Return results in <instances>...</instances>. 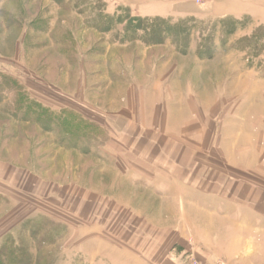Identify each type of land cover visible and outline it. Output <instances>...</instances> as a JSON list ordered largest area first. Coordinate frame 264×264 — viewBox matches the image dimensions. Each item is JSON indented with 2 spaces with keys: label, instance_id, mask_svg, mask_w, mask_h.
Here are the masks:
<instances>
[{
  "label": "rangeland",
  "instance_id": "obj_1",
  "mask_svg": "<svg viewBox=\"0 0 264 264\" xmlns=\"http://www.w3.org/2000/svg\"><path fill=\"white\" fill-rule=\"evenodd\" d=\"M86 54L87 76L79 63ZM100 66L105 84L121 86L112 97L136 79L150 105L189 109L201 117L227 112L234 121L245 116L264 134V0H0V113L13 126L42 129L39 134L23 128L13 141L29 136L32 146L75 148L79 160L81 154L99 157L97 146L105 137L100 127L56 96H67L79 78L92 84ZM69 159L62 155L51 169L60 188L50 186L38 199L8 200L0 210V264H122L117 260L126 250L157 264L146 244L104 247L95 231L90 242L98 244L87 246L84 219L78 231L68 213L55 216L61 222L51 220L46 209L72 206ZM34 209L37 215L24 214ZM184 250L182 264L191 255L208 264L193 239Z\"/></svg>",
  "mask_w": 264,
  "mask_h": 264
},
{
  "label": "crops",
  "instance_id": "obj_2",
  "mask_svg": "<svg viewBox=\"0 0 264 264\" xmlns=\"http://www.w3.org/2000/svg\"><path fill=\"white\" fill-rule=\"evenodd\" d=\"M88 56L79 60L85 76ZM105 79L100 74L90 84L87 77L79 78L67 96H56L69 100L70 110L86 123L100 127L105 137L97 146L99 157L83 153L79 160L75 148L57 150L44 142L32 146L29 136L13 141L14 132L23 128L39 134L42 129L28 123L13 126L11 117L0 113V210L8 200L38 199L46 188H60L51 169L56 159L69 156L65 169L72 206L48 208L46 213L53 221L68 213L75 228L84 219L87 246L98 244L90 241L92 233L100 231L101 246L146 244L155 263L182 264L186 240L191 238L208 264H264L261 128L245 116L234 121L227 112L201 117L189 109L150 105L136 79H128V88L112 97L121 86L105 84ZM94 90L97 97L90 96ZM110 103H117V108H110ZM12 144L25 149L14 151ZM129 252L124 251L118 263L146 264Z\"/></svg>",
  "mask_w": 264,
  "mask_h": 264
},
{
  "label": "built area",
  "instance_id": "obj_3",
  "mask_svg": "<svg viewBox=\"0 0 264 264\" xmlns=\"http://www.w3.org/2000/svg\"><path fill=\"white\" fill-rule=\"evenodd\" d=\"M186 264H206V262L196 255H191Z\"/></svg>",
  "mask_w": 264,
  "mask_h": 264
}]
</instances>
